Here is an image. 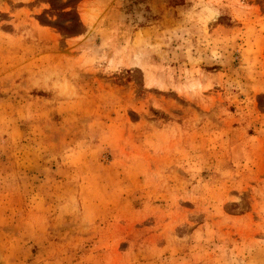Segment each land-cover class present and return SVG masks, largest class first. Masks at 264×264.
Returning a JSON list of instances; mask_svg holds the SVG:
<instances>
[{"label":"rangeland","instance_id":"obj_1","mask_svg":"<svg viewBox=\"0 0 264 264\" xmlns=\"http://www.w3.org/2000/svg\"><path fill=\"white\" fill-rule=\"evenodd\" d=\"M0 264H264V0H0Z\"/></svg>","mask_w":264,"mask_h":264}]
</instances>
